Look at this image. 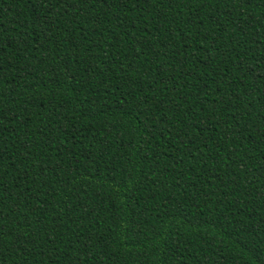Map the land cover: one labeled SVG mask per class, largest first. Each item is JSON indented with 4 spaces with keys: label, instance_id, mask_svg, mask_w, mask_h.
<instances>
[{
    "label": "trees",
    "instance_id": "16d2710c",
    "mask_svg": "<svg viewBox=\"0 0 264 264\" xmlns=\"http://www.w3.org/2000/svg\"><path fill=\"white\" fill-rule=\"evenodd\" d=\"M0 264H264V0H0Z\"/></svg>",
    "mask_w": 264,
    "mask_h": 264
}]
</instances>
